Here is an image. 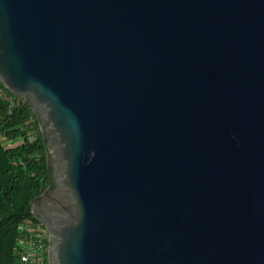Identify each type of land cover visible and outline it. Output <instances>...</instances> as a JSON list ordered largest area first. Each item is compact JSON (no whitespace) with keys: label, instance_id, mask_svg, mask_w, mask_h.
<instances>
[{"label":"water","instance_id":"95a60500","mask_svg":"<svg viewBox=\"0 0 264 264\" xmlns=\"http://www.w3.org/2000/svg\"><path fill=\"white\" fill-rule=\"evenodd\" d=\"M0 83L48 264H264V0H0Z\"/></svg>","mask_w":264,"mask_h":264},{"label":"trees","instance_id":"16d2710c","mask_svg":"<svg viewBox=\"0 0 264 264\" xmlns=\"http://www.w3.org/2000/svg\"><path fill=\"white\" fill-rule=\"evenodd\" d=\"M52 187L38 120L0 83V264H20L14 246L25 233L19 226L25 220L39 224L32 202Z\"/></svg>","mask_w":264,"mask_h":264},{"label":"built area","instance_id":"2783aa9c","mask_svg":"<svg viewBox=\"0 0 264 264\" xmlns=\"http://www.w3.org/2000/svg\"><path fill=\"white\" fill-rule=\"evenodd\" d=\"M19 230L25 233L14 246L20 264H48V235L44 226L25 220Z\"/></svg>","mask_w":264,"mask_h":264},{"label":"rangeland","instance_id":"374dc122","mask_svg":"<svg viewBox=\"0 0 264 264\" xmlns=\"http://www.w3.org/2000/svg\"><path fill=\"white\" fill-rule=\"evenodd\" d=\"M34 138V136H31V139H33Z\"/></svg>","mask_w":264,"mask_h":264}]
</instances>
